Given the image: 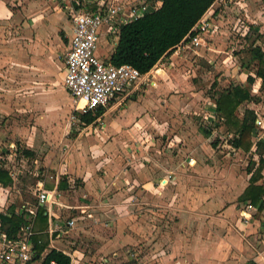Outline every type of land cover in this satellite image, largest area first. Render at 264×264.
<instances>
[{"label":"crops","instance_id":"1","mask_svg":"<svg viewBox=\"0 0 264 264\" xmlns=\"http://www.w3.org/2000/svg\"><path fill=\"white\" fill-rule=\"evenodd\" d=\"M16 1L19 3L24 1L25 4L28 1L31 5L29 9L36 13L33 9L37 7V0H0V40L3 35L1 28L11 29L13 35L16 24L22 27L28 25L35 27L37 21H40L37 20L38 16L30 15L26 18L21 12L16 15ZM118 1L127 3L134 0ZM51 2L53 4V0ZM242 2L237 3L243 5ZM153 4L154 0H150L149 10H153ZM219 5L218 0L205 15L212 19L217 29L221 30L219 24L215 22L219 15L217 10ZM62 12L69 22L66 26L62 25L65 33L62 34L68 42V52L73 26L68 15L63 10ZM52 15L48 16L50 28L45 25L39 26L36 38L40 41L28 47L34 55L30 57L22 55L23 57L18 58L19 64L23 67H16L17 46L13 45L14 48L7 50L8 57L13 54L11 59L14 65L10 66L5 60L0 59V80L3 76L2 70L6 68L15 70L19 68L22 73L33 71L37 76L38 59L35 53L38 43L42 48L43 39H46L47 34L54 28H60L56 24L61 26L51 22ZM214 37V35L207 37V41H213L211 38ZM207 47L208 52L203 54L205 59L208 58L209 51L214 50V47L210 49L208 44ZM101 49L106 50L103 55ZM115 49L116 47L112 48L103 36L98 55L110 62ZM3 51L1 48L0 58L6 57ZM185 51L174 50L162 58L160 66L157 64L153 68L161 67L156 75L155 87L141 85L131 97L118 99L104 108L103 115L73 140L72 150L63 157L58 154L64 159V163L50 168L57 172L56 178L51 175V179L55 178L52 180L55 186L44 187L49 191L57 190V194L53 204L39 208L46 210L44 215L46 218H42L37 212L34 229L36 237L41 238L38 241L47 238L48 249H57L69 255L72 264H82L86 257L88 260L91 257L96 262L97 259L101 260L99 264H102V259L107 257L106 254H115L128 246L140 245L154 250L157 264H264V211L253 212L252 219L247 223L241 219V211L244 208L241 204L245 203L240 202L239 198L248 187L251 175L246 186L236 194L237 196L232 195V198L226 194L224 196L221 191L220 195V192L213 190L212 180L207 175L202 182L204 190L198 192L195 168L189 166L187 168L188 162L182 163L181 158L171 156L169 151L165 152V147L159 140H151L153 134L157 136L158 132L149 125V121L153 119L149 113L150 105L160 106L158 116H168L167 119H171L174 118L170 113L171 106L179 105L188 112L191 103H196V97L192 98L196 92L191 91L193 83L190 82L192 77L189 67L193 66L192 56ZM27 63L28 67L24 69ZM48 64L51 65V62ZM187 70L188 74H185ZM64 73L65 79V64ZM36 76H33L32 81H35ZM26 84L30 85V81ZM9 87L16 89V85ZM253 89L255 96L262 95L259 82ZM149 93L153 95L148 96ZM211 102L209 105L215 109V100ZM44 104L50 107L54 103ZM119 109L120 113L114 115L113 113ZM209 111L205 115L206 120L214 115V110L209 108ZM256 112L257 116L264 118V113ZM200 131L202 132L201 129ZM2 133L6 134V131L0 128V135ZM253 136L256 142L258 139L264 140L256 134ZM188 154L189 160H195V151L191 150ZM103 161H108V164L102 166ZM186 170L189 172L183 177ZM168 174L173 175L172 180L166 186H160L159 183ZM17 179L16 176L15 195L10 192V187L6 188L0 184V214L7 215L12 206L20 213L24 212L26 207L38 205L37 190L35 192L37 203L32 205L25 201L24 190L18 187L22 182ZM263 181L262 177L258 185L264 186ZM230 185L231 182H225V186ZM235 186L236 184L232 186L233 188L230 187L229 192H233ZM216 197L219 199H214ZM69 220L75 222L74 227L65 226ZM59 222L64 223L62 229L51 234L50 231L55 230ZM70 236L74 240L90 237L94 250L89 251L88 255L86 251L76 249V241H66ZM34 242L36 243L35 240ZM47 253L46 251L43 254L42 259Z\"/></svg>","mask_w":264,"mask_h":264},{"label":"rangeland","instance_id":"2","mask_svg":"<svg viewBox=\"0 0 264 264\" xmlns=\"http://www.w3.org/2000/svg\"><path fill=\"white\" fill-rule=\"evenodd\" d=\"M37 1V7L33 9L36 11L35 14L32 9H29L31 5L28 1L26 4L24 1L22 3L16 1V15L21 12V15L26 18L30 15L38 16L37 20L40 21H37V25L22 27L16 24L13 35L10 32L11 29L1 28L3 35L1 34L0 40V49L3 48V54L6 56L0 59L5 60L10 66L14 65L11 59L13 54L8 57L7 50L15 45L17 46L16 67H23L19 64L18 58L23 57L22 55L27 57L34 55L28 47L40 41L36 38L40 30L39 26L45 25L50 28L49 14L54 15L50 17L52 23L61 25L56 24L60 28H54L47 34L46 39H43L42 48L38 43L35 53L38 59L37 76L33 71L22 73L19 68L16 70L6 68L2 70L3 76L0 80V128L6 131V134L0 135V166L10 173L13 182L16 181V176L18 177L17 180L22 182L18 187L24 190L25 201L32 205L37 203L35 192L38 182H44L48 188L55 186L52 180L56 178L57 172L50 168L64 163L62 157L72 150L73 140L85 131L84 126L71 121L76 104L63 86L68 42L62 34L64 33L62 25L66 26L69 23L62 8H58L63 0H53V4L51 0ZM240 1H243V5L238 4ZM219 3L217 7L219 15L215 22L219 24L221 30L216 29L213 34L215 37L211 38L213 41L211 39L210 42L207 41L203 48L185 51L192 56L191 65L193 66L189 67L192 77L190 82L193 83L191 91L196 92V95L192 96V98L196 97V103H191L188 112H185L184 107H179V105L171 106L170 113L174 115L171 119H167L168 116H158L160 106L150 105L149 113L153 119L149 121V125L158 132L157 136L153 134L154 137H151V140H159L165 147V152L169 151L171 156L181 158L182 163L183 161L188 162L187 168L188 166L195 168V173H193L198 178V192L204 190L202 182L207 175L212 180L213 190L221 191L224 196L226 194L232 198V195L238 194L246 186L249 179V164L250 162L257 164L258 159L253 153L234 150L230 146L232 136L227 129L223 125L215 127L220 121L218 119L206 120L205 115L210 112L209 108L214 110L209 103H212L211 101L219 93L232 85H247L248 75L254 72L257 62L251 61L248 51L254 46H259L264 50V0H219ZM251 27L253 29H250ZM207 44L210 49L214 47V50L209 51L208 58L205 59L203 54L208 52ZM100 52L103 55L106 50L101 49ZM198 54L201 56L199 57ZM49 61L51 65L48 64ZM27 67L28 63L24 69ZM185 74H188V70ZM33 76H36L35 81H32ZM29 81L30 85L26 84ZM183 82L185 84L184 79ZM9 85H16V89L13 90ZM255 85L251 87L252 93H254ZM11 95L13 96L10 97ZM152 95L153 93H149L148 96ZM45 102L54 104L48 107L49 105L46 106ZM247 108L264 113V106L249 102L239 108L238 114L242 116ZM118 111L113 114H119L120 109ZM200 127L213 129L212 135L205 137L201 134ZM191 150L195 151L196 162L188 159V152ZM26 152H32L33 155L28 156ZM107 162L103 161L102 166L108 164ZM188 172L186 170L183 177L187 176ZM51 175L55 178L51 179ZM170 175L168 174L166 178ZM225 182H231V185L227 187ZM235 184L236 188L233 192H229V188H233ZM14 187L13 183L10 192L15 195ZM246 204H241V206ZM71 236L66 241H76V249L86 251L88 255L89 251L94 250L90 237L74 240ZM153 251L150 247L146 248L143 245L128 246L115 253L117 255L106 254L109 262H104L102 259V264H157ZM100 261L97 259L96 262L91 257L88 260L86 257L82 264H99Z\"/></svg>","mask_w":264,"mask_h":264},{"label":"built area","instance_id":"3","mask_svg":"<svg viewBox=\"0 0 264 264\" xmlns=\"http://www.w3.org/2000/svg\"><path fill=\"white\" fill-rule=\"evenodd\" d=\"M150 0H134L123 2L118 0H63L62 10L68 15L73 26L70 48L66 54V76L64 86L75 102V110L71 121L81 124L85 129L91 126L82 122L81 116L97 114L107 108L112 102L129 98L134 95L141 85L156 86L155 68L142 74L131 65L114 66L111 62L98 55L102 37L105 36L112 48L117 47L122 25L143 18L147 13L161 8L160 0H154L153 10H149ZM163 3V0H162ZM217 26L211 18L204 17L191 30L189 35L175 48V50H198L206 45L207 37L216 32ZM249 29V28H248ZM162 59L158 62L162 64ZM81 102L84 105L80 107ZM217 119L215 115L207 118ZM256 129L264 139V118L257 116ZM260 140V139H258ZM173 176L162 180L159 185L166 186ZM38 205L26 207L25 224L16 238H12L0 220V264H41L35 260L36 246L41 241L34 242L36 232L34 223L40 207L53 204L57 190L49 191L44 182L37 184ZM241 219L247 223L252 219L257 208L248 203L241 211ZM64 223H58L51 234L61 230ZM66 227L75 226L73 220L65 224ZM104 262H109L106 258Z\"/></svg>","mask_w":264,"mask_h":264},{"label":"trees","instance_id":"4","mask_svg":"<svg viewBox=\"0 0 264 264\" xmlns=\"http://www.w3.org/2000/svg\"><path fill=\"white\" fill-rule=\"evenodd\" d=\"M217 1L163 0L158 10L151 11L143 18L121 26L118 45L110 62L114 66L131 65L142 74L150 72L162 58L175 50ZM248 52L251 61L257 64L254 72H250L247 77V85H232L219 93L214 98L216 103L214 115L220 121L215 127L225 126L232 136L230 146L236 151L253 153L258 159L257 164L254 162L249 164L248 174L251 175L249 185L239 201L245 204L250 202L261 213L264 211V186L258 185V182L263 177L264 140L256 142L253 139V135H259L255 126L256 110L247 108L242 116L238 114V111L240 107L249 102L264 105V50L259 46H254ZM258 82L260 92H262L261 96H255L251 90V87ZM103 113L104 110L101 109L95 115L81 116L82 122L90 125ZM200 129L206 137L212 135L213 129ZM26 153L28 156L33 155L32 152ZM13 183L10 173L0 166V184L7 188ZM45 212V209L38 210L42 218H46ZM0 219L8 234L16 238L25 224V212L18 213L12 206L7 215L0 214ZM40 239V237L34 238L36 243ZM42 240V243L36 246V261H40L41 264H72L69 255L57 249H48L49 240L47 238H42ZM46 251L48 253L42 259Z\"/></svg>","mask_w":264,"mask_h":264},{"label":"bare ground","instance_id":"5","mask_svg":"<svg viewBox=\"0 0 264 264\" xmlns=\"http://www.w3.org/2000/svg\"><path fill=\"white\" fill-rule=\"evenodd\" d=\"M83 105H84V102H81L80 107H82Z\"/></svg>","mask_w":264,"mask_h":264},{"label":"water","instance_id":"6","mask_svg":"<svg viewBox=\"0 0 264 264\" xmlns=\"http://www.w3.org/2000/svg\"><path fill=\"white\" fill-rule=\"evenodd\" d=\"M248 264H250V263H248Z\"/></svg>","mask_w":264,"mask_h":264}]
</instances>
